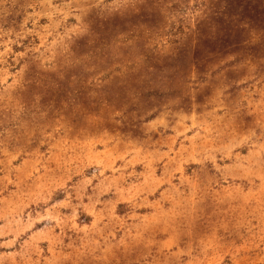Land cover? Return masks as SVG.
<instances>
[{
    "label": "rangeland",
    "instance_id": "obj_1",
    "mask_svg": "<svg viewBox=\"0 0 264 264\" xmlns=\"http://www.w3.org/2000/svg\"><path fill=\"white\" fill-rule=\"evenodd\" d=\"M0 264H264V0H0Z\"/></svg>",
    "mask_w": 264,
    "mask_h": 264
}]
</instances>
